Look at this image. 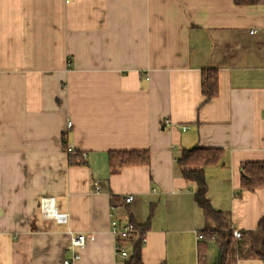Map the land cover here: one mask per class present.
I'll return each instance as SVG.
<instances>
[{"label": "crops", "instance_id": "crops-1", "mask_svg": "<svg viewBox=\"0 0 264 264\" xmlns=\"http://www.w3.org/2000/svg\"><path fill=\"white\" fill-rule=\"evenodd\" d=\"M207 68L218 95L204 102ZM195 147L222 151L203 169L211 207L256 230L264 188L240 191L239 166L264 162V3L0 0V264H63L72 234L93 237L72 264H122L113 219L148 224L142 264H198L204 220L175 161ZM121 151L149 164L112 173ZM42 198L65 225L40 218Z\"/></svg>", "mask_w": 264, "mask_h": 264}, {"label": "trees", "instance_id": "trees-1", "mask_svg": "<svg viewBox=\"0 0 264 264\" xmlns=\"http://www.w3.org/2000/svg\"><path fill=\"white\" fill-rule=\"evenodd\" d=\"M235 5H258L264 0H233ZM201 94L204 102H208L218 95L217 71L207 68L201 71ZM66 149V148H65ZM222 156L219 149L192 148L181 150L176 157V165L180 174L187 182L193 183L196 190L193 195L195 206L202 212L204 229L198 247V264L206 263V242L213 240L218 249V256L212 264H236L237 259L261 260L264 263V218L258 222L254 231H239L240 238L233 237L230 213L215 211L207 198V187L204 168L216 165ZM79 153L75 158H69L70 166L84 164ZM149 154L141 151L111 152L108 155V168L117 173L122 168L143 166L149 164ZM240 191L254 192L264 188V162H245L239 166ZM134 233L126 241L118 242L120 247L129 245V254L122 264H142L141 248L144 242L148 224H137L132 219L128 222Z\"/></svg>", "mask_w": 264, "mask_h": 264}, {"label": "built area", "instance_id": "built-area-1", "mask_svg": "<svg viewBox=\"0 0 264 264\" xmlns=\"http://www.w3.org/2000/svg\"><path fill=\"white\" fill-rule=\"evenodd\" d=\"M253 32V31H251ZM70 126H68V129ZM66 154L68 155V160L75 158V152L72 150L70 147H66L65 149ZM85 154L79 158L81 161L85 160ZM94 190L98 192V186L95 185ZM133 201V196H126L124 199L125 204H129ZM39 216L41 219L44 220H53L57 224L60 225H65L68 221V216L67 214H60L56 212L55 206H54V201L52 198H42L40 199L39 202ZM110 232L112 236L115 238L116 242V252L123 258L127 257V253L125 252L123 247H120L119 243L120 241H126L130 238V236L134 233L133 227L129 224H119L118 221L113 219L110 222ZM233 237L238 240L240 238L239 231L233 230ZM197 239L201 240L202 235L198 234ZM93 240V237L86 236L83 234H72L70 235V240H69V246L68 248L72 251V257L71 260H64L63 264H72L78 259V253L77 251L84 248L88 241Z\"/></svg>", "mask_w": 264, "mask_h": 264}, {"label": "rangeland", "instance_id": "rangeland-1", "mask_svg": "<svg viewBox=\"0 0 264 264\" xmlns=\"http://www.w3.org/2000/svg\"><path fill=\"white\" fill-rule=\"evenodd\" d=\"M215 252H216V250H215Z\"/></svg>", "mask_w": 264, "mask_h": 264}]
</instances>
